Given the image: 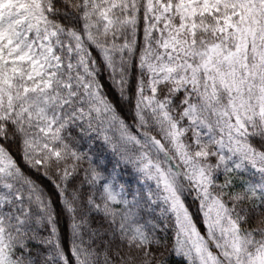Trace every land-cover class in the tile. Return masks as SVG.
Returning <instances> with one entry per match:
<instances>
[{
  "label": "snow or ice",
  "instance_id": "6c2138e0",
  "mask_svg": "<svg viewBox=\"0 0 264 264\" xmlns=\"http://www.w3.org/2000/svg\"><path fill=\"white\" fill-rule=\"evenodd\" d=\"M0 264H264V0H0Z\"/></svg>",
  "mask_w": 264,
  "mask_h": 264
}]
</instances>
